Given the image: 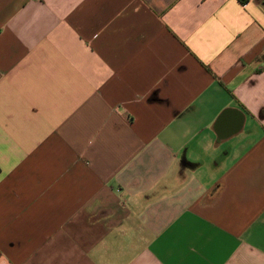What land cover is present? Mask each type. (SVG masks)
<instances>
[{"label": "crops", "instance_id": "crops-1", "mask_svg": "<svg viewBox=\"0 0 264 264\" xmlns=\"http://www.w3.org/2000/svg\"><path fill=\"white\" fill-rule=\"evenodd\" d=\"M0 264H264V0H0Z\"/></svg>", "mask_w": 264, "mask_h": 264}, {"label": "trees", "instance_id": "trees-1", "mask_svg": "<svg viewBox=\"0 0 264 264\" xmlns=\"http://www.w3.org/2000/svg\"><path fill=\"white\" fill-rule=\"evenodd\" d=\"M238 2H240V4H245L247 0H238Z\"/></svg>", "mask_w": 264, "mask_h": 264}]
</instances>
